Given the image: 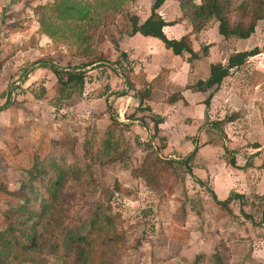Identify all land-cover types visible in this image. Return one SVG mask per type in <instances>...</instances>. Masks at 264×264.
Listing matches in <instances>:
<instances>
[{
    "label": "rangeland",
    "instance_id": "obj_1",
    "mask_svg": "<svg viewBox=\"0 0 264 264\" xmlns=\"http://www.w3.org/2000/svg\"><path fill=\"white\" fill-rule=\"evenodd\" d=\"M148 1L128 0L117 15L107 16L96 46L113 66L89 67L83 92L62 98L55 73L39 65L52 62L68 71L89 60L73 56L64 37L55 43L42 33L35 9L54 5L55 0H0V96L13 88V105L0 113V232L8 226L5 213L22 206L10 193L28 181L35 157L47 158L56 152L58 143V150L74 146L76 155L85 161L87 133L96 134L99 144L113 126L112 114L124 124L123 147L109 157L103 154L112 158L111 163L99 166L89 161L93 163L91 180L82 193L83 207L74 213L80 199L74 195L63 215L68 224L74 226L73 222L87 218L86 214L102 205L108 216L116 218V233L125 237L119 264H216L217 251L226 256L228 264H264V25L253 45L261 49V55L235 71L233 77L238 80H229L211 105L203 101L207 96L188 90L182 93L191 104L170 102L179 89L184 91L183 87L199 80L196 70L201 65L162 51L174 68L159 71L158 100L141 103L135 92L139 86L128 90L116 72L123 73L116 66L121 55L111 39L127 52L131 67L138 72L139 66L146 69L147 63L139 65V55L147 60L151 52L134 55L140 45L137 35L130 34V17L144 14L149 4L152 10L155 2ZM182 11L174 21L180 25L178 38L198 39L187 18L192 20L191 12ZM204 47L196 45L201 56ZM123 68L129 75L125 61ZM130 78L136 84L142 81V77ZM124 91L127 97H119ZM5 103L6 97L0 99V106ZM156 116L164 120L158 132L152 122ZM141 120L149 124L148 130ZM226 148L232 153H226ZM101 150L97 146L96 155ZM195 151L186 166L185 160ZM148 156V173L155 187L132 175ZM233 156L241 169L246 167L244 172L231 168ZM213 192L222 201L231 197L228 209L216 204ZM96 247L104 248L102 240ZM14 258L26 264H65L61 255L47 252L28 255L19 249Z\"/></svg>",
    "mask_w": 264,
    "mask_h": 264
},
{
    "label": "trees",
    "instance_id": "obj_2",
    "mask_svg": "<svg viewBox=\"0 0 264 264\" xmlns=\"http://www.w3.org/2000/svg\"><path fill=\"white\" fill-rule=\"evenodd\" d=\"M114 1L116 3V0H55L54 5L40 6L35 9L44 35L55 43L61 42L64 37L73 56L85 61L89 60L88 63L74 66L68 71L57 68L52 65V62L44 61L39 65L43 68L50 67L55 73L61 84L62 98H69L74 92H83L85 71L89 67H98L102 64L113 66L105 59L96 44L99 35L107 26L109 20L107 16L117 15L128 0H120L110 7ZM165 1L154 0L151 16L143 24H140L137 16L130 17L131 36L140 34L143 37L158 39L176 57L190 63L199 60L201 54L194 50L190 36L180 40H170L166 36L164 29L175 26L177 23H167L158 14V10ZM197 1L179 0L181 10L187 14L188 11L191 12L192 20L190 17L187 18L192 22L197 37L203 30L210 27L212 20H216L219 23V34L225 40L229 41L233 38L247 40L255 33L256 24L264 20V0H241L239 4H235L234 0H200V5ZM111 41L121 55L116 66H119L123 73L116 72L124 79L128 90L135 91L139 86L135 91L136 99L141 103L156 102L160 78L149 82L145 75H137L131 67L128 55L121 51L118 42L114 39ZM260 51L256 48L249 52L238 53L229 59L227 66L212 64L209 78L199 79L194 85L186 87V90L194 94L211 92L205 102L207 106L211 105L215 94L219 92L225 79L230 77L231 72L243 67L250 58L259 55ZM209 52V46L204 47L202 56L208 57ZM124 61L129 64V75H125ZM64 72L67 73L65 78ZM130 75L142 77V81L136 84L134 80H131ZM12 90L13 88L0 96V99L6 97V103L0 106V113L13 105ZM127 95L128 91L118 94L119 97H127ZM170 102L176 104L186 100L183 93L176 92L172 95ZM108 105L111 109L110 101ZM110 120L113 126L101 136L99 144L96 134L87 133L84 147L85 161L76 155L74 146L71 145L72 147L68 150H58V143H55L56 152L47 158L42 159L38 155L35 157L33 167L27 172L28 181L22 183L19 190L10 193L22 201V206L20 210L5 213L8 226L0 232V264H12V262L26 264L14 258L19 249L28 255H40L45 252L59 254L65 264H119L122 249L126 247L125 237L122 233H116V218L108 216L107 212L101 209L102 205L93 211V207L89 208L88 212L92 211V213L86 214L89 216L79 222H73L74 226L68 224V220L63 217L67 209L71 207L74 195L80 198H77L74 213L78 214V209L83 207L82 193L85 185L91 180L93 163L89 161L93 160L99 166L111 163L112 158L106 157L116 154L123 147L124 137L121 128L124 124L112 114ZM152 122L155 125V131L158 132L164 120L161 116H156ZM140 123L145 130L149 129V124L145 120H141ZM214 128L219 129L216 125ZM99 145L102 150L99 155H96V147ZM195 153L196 151L185 160L186 166ZM226 153L231 154L232 151L226 148ZM145 160L146 162H143L139 169L132 170V175L143 178L149 187H155L152 174L148 173V167H151L149 166L150 156ZM230 165L234 168L237 166L234 156L230 160ZM212 195L221 209H228L231 197L222 201L214 192ZM100 240L103 242V249L96 247V243ZM215 263L228 264L226 256L220 251L215 254Z\"/></svg>",
    "mask_w": 264,
    "mask_h": 264
},
{
    "label": "crops",
    "instance_id": "obj_3",
    "mask_svg": "<svg viewBox=\"0 0 264 264\" xmlns=\"http://www.w3.org/2000/svg\"><path fill=\"white\" fill-rule=\"evenodd\" d=\"M151 8H152L151 4H149V6L147 7V11L144 14L138 13L140 24H143L149 18V15L152 11ZM179 12H181L179 0H166L165 4L158 10V14L167 23H173L174 21H176L178 19L177 17H178ZM261 25H264V20L259 22V24L257 25V27L255 29V33L251 36V38H249L247 40H241V39H237V38L230 39L229 41L225 40L219 34V23L217 21H216L214 26L212 24L209 28L203 30L201 32V34L199 35L198 39L192 40L193 41V47L195 46L194 50L196 52L198 51V49L201 46L202 47L203 46H205V47L209 46V50H210L208 57L201 56L199 60L194 61V62H197L201 65L200 66L201 68H198L196 70V73L199 75L198 79L207 80L209 78L210 72H211L210 68H211L212 64H223L224 66H227L229 63V59L232 56H235L236 54L242 53V52H249V51H252V50L258 48V47L253 46V45H254V41H255L254 38L257 37V34L259 33L258 30H259ZM179 26L180 25L168 26L164 29L165 34L168 37V39H170V40L182 39L181 37L178 38V36H177V33H178L177 30H179L178 29ZM176 27H177V29H176ZM169 31L171 32L170 36L168 34ZM210 35L213 37L212 42L210 40L208 41V38L211 37ZM138 38H139V45L143 46V47L139 46V48H134V55L138 57V55H137L138 52H139V54H142L143 52H146V51L151 52V54L148 56V58H146L147 60H145L144 57L139 55V58H140L139 65L141 64V61H142V62L147 63V67H146V69L145 68L143 69L139 66V72H138L137 68L133 67L135 70V73L137 75L143 74V75H145L146 80L151 82L157 78L160 70L162 71L163 69H170V68L173 69L174 68L172 66L175 64H172V60L167 59L163 55L164 53L170 54V53H172V51L167 50L165 45L160 40L155 39V38L143 37L140 34H137V39ZM196 40H199V41H196ZM143 43L145 44V46L143 45ZM195 44L198 46V49L196 48ZM149 47H151V49ZM147 48H148V50H146ZM259 50H261V49L259 48ZM161 51L163 52V54L161 53ZM125 53L127 54V52H125ZM174 56H172V57H174ZM128 57H129V55H128ZM174 58L181 59L180 57H174ZM254 58L255 57L250 58L245 65L252 64V60ZM129 59H130V57H129ZM163 65H165V66H163ZM200 69H201V71H200ZM238 70L239 69H235L231 72L230 77L226 78L225 81L223 82L221 89L225 88V86L228 85L229 80H236V81L238 80L237 77H233L234 72L237 71V73H238ZM199 71H200L201 75L198 73ZM183 88H184L183 89L184 91L179 89V92H181V93L187 92L186 87H183ZM227 88H228V86H227ZM220 90H219V92L221 93ZM210 94H211V92L196 93L195 95L196 96L202 95L203 97L207 96L206 99H208ZM215 96H216V94H215ZM215 96L213 99H216ZM213 99H212V101H213ZM203 101H207V100H203ZM186 102L188 104L190 103L188 100ZM236 161H237L236 162V165H237L236 168H234L232 166H231V168L234 170H237V171L244 172V170H242L243 168L241 169L240 166L238 165V158H236ZM244 168H246V167H244Z\"/></svg>",
    "mask_w": 264,
    "mask_h": 264
}]
</instances>
